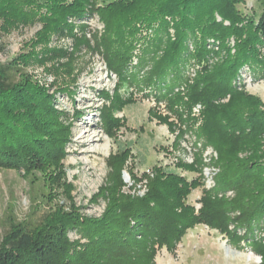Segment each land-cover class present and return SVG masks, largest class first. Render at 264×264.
<instances>
[{
  "label": "rangeland",
  "instance_id": "1",
  "mask_svg": "<svg viewBox=\"0 0 264 264\" xmlns=\"http://www.w3.org/2000/svg\"><path fill=\"white\" fill-rule=\"evenodd\" d=\"M233 1L234 12L242 19L256 23L264 14V0ZM69 21L74 23L75 36L41 30L39 21L5 24L0 18V64L19 66L32 82L46 89L48 96L54 95V108L65 110L64 115L55 118L40 110L37 115L57 128H69L55 164L47 160L37 170L0 169V241L14 225L39 222L58 202L67 206L73 200L80 214L98 217L108 204L110 194L106 189L112 184L119 199H124L120 194L142 197L148 182L155 178V170L160 174L173 171L190 183L196 181L184 199L195 212L201 207L204 192L211 193L216 218L226 223L227 233L206 224L195 225L173 251L165 246L158 248L155 264H261L263 258L250 240L259 238L263 244L264 232L260 227L253 228L254 237L247 239L240 213L245 202L258 192L264 193V167L249 165L243 172L248 179L241 178L226 187H218L217 179L233 167L264 161V69L243 66L233 82V96L216 100L218 107L222 106L219 112L231 116V122L242 125L246 133L256 131L238 140L239 151L237 148L234 152V144L230 148L229 143L221 144L217 139L212 144L197 138L205 110L200 102L191 104L188 90L203 61L189 58L179 86L169 89L164 97L166 91L159 95L143 84H133L139 83L149 68L137 71L132 67L138 62L141 44L151 37L143 24L138 25V39L127 71H137L138 78L128 82L107 64L101 45L103 22L95 15ZM233 44L231 35L223 46L208 42L206 47L213 51L209 62H220L225 47ZM189 49L193 52L191 44ZM166 97L176 98V103L169 106ZM187 106H191L190 111ZM105 112L107 118L103 120ZM241 115L244 122H240ZM211 128L221 135L222 129L214 121ZM121 154L126 156L124 163ZM56 180L67 182L66 193L63 188H53ZM69 235L77 237L74 231Z\"/></svg>",
  "mask_w": 264,
  "mask_h": 264
},
{
  "label": "trees",
  "instance_id": "2",
  "mask_svg": "<svg viewBox=\"0 0 264 264\" xmlns=\"http://www.w3.org/2000/svg\"><path fill=\"white\" fill-rule=\"evenodd\" d=\"M99 1L0 0V18L5 24L39 21L41 30L75 36L74 23L69 20H84L95 15L104 24L101 45L108 66L128 82L137 81V71L149 66L139 83L133 84H143L150 92L157 90L154 93L159 95L166 91L164 97L168 96L169 89L179 86L189 58L203 61L188 90L191 104L200 102L205 110L197 138L202 137L212 144L217 139L218 143H229L230 148L234 144L235 152L240 147L236 144L238 140L256 133L254 129L246 133L242 125L230 121L231 116L222 115L218 110L222 106L218 107L216 100L225 95L233 96V82L243 66L264 69V14L256 23L242 19L234 12L233 0H116L108 4ZM226 21L231 25H226ZM139 24L144 25V30H150L151 37L141 44L140 53L135 54L138 62L132 67L137 71L127 72ZM230 35L233 46L225 47L220 62L210 63L213 51L206 47L208 42L216 41L223 46ZM45 90L24 75L19 66L0 64V169L37 170L42 169L47 160L52 165L58 161L64 133L69 128H57L51 121L46 123L37 113L40 110L56 118L66 111L56 110L54 95L48 96ZM166 99L169 106L176 103V98ZM191 106H187L188 111ZM106 115L105 112L103 120ZM213 121L222 129L221 135L211 128ZM244 121L241 115L240 122ZM121 155L124 163L126 156ZM251 163L224 172L217 179L218 187L248 179L243 172L252 165L255 169L264 167L261 160ZM161 173L155 170V178L148 182L142 197L120 194L124 199H119L112 184L106 189L110 194L108 204L98 217L80 214L78 206L70 200L67 206L56 203L36 224L14 225L0 241V264H155L158 248L165 246L173 251L187 230L195 225L206 224L227 233L226 223L216 218V203L211 200L209 191L204 192L201 207L195 212L184 199L196 181L190 183L173 171ZM66 183L57 181L52 185L63 188L62 192L66 193ZM240 214L247 239L254 237L253 228L260 227L264 232V193L258 192L245 202ZM71 231L76 238L70 237ZM258 239L250 241L257 247L256 251L263 258L261 264H264V243H259Z\"/></svg>",
  "mask_w": 264,
  "mask_h": 264
}]
</instances>
